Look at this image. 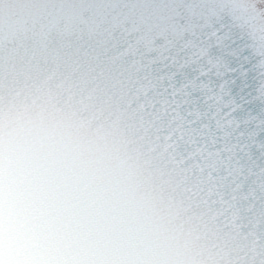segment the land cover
<instances>
[{
    "label": "snow or ice",
    "instance_id": "6c2138e0",
    "mask_svg": "<svg viewBox=\"0 0 264 264\" xmlns=\"http://www.w3.org/2000/svg\"><path fill=\"white\" fill-rule=\"evenodd\" d=\"M43 154L98 264H264V0H0V167Z\"/></svg>",
    "mask_w": 264,
    "mask_h": 264
},
{
    "label": "clouds",
    "instance_id": "9594fccd",
    "mask_svg": "<svg viewBox=\"0 0 264 264\" xmlns=\"http://www.w3.org/2000/svg\"><path fill=\"white\" fill-rule=\"evenodd\" d=\"M71 181L43 154L9 153L0 167V264H98L108 241L72 211Z\"/></svg>",
    "mask_w": 264,
    "mask_h": 264
}]
</instances>
